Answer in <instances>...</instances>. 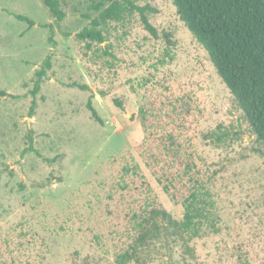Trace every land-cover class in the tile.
<instances>
[{"label": "rangeland", "instance_id": "1", "mask_svg": "<svg viewBox=\"0 0 264 264\" xmlns=\"http://www.w3.org/2000/svg\"><path fill=\"white\" fill-rule=\"evenodd\" d=\"M129 1L156 36L134 9L87 49L85 0H61L59 23L42 0H0V264H117L137 216L181 220L197 186L216 231L128 264H264V146L172 1Z\"/></svg>", "mask_w": 264, "mask_h": 264}, {"label": "trees", "instance_id": "2", "mask_svg": "<svg viewBox=\"0 0 264 264\" xmlns=\"http://www.w3.org/2000/svg\"><path fill=\"white\" fill-rule=\"evenodd\" d=\"M61 0H42L56 23L65 18ZM90 13L83 17L89 21L77 34L78 40L87 49L92 44L106 41L108 25L122 22L126 15L137 9L145 29L156 36L154 28L144 16V10L135 7L129 0H85ZM179 19L196 41L206 51L222 83L228 89L238 109L242 112L255 141L264 146V0H171ZM31 27L33 22L24 16H16ZM102 54L108 55L105 48ZM50 67L46 60L37 72V81L31 91L33 97L39 91L42 78ZM85 89V86H81ZM0 96H6L0 91ZM121 108V103L113 101ZM34 106L32 101L31 109ZM92 119L103 124L101 117L91 105L86 104ZM32 111V110H31ZM142 129L145 126L141 122ZM226 134L214 136V144L224 142ZM29 149L32 138L28 136ZM168 193L166 186H162ZM183 216L175 220L163 208H150L135 220L136 237L132 245L116 258L117 264L143 262L155 243L164 241L180 243L185 251L191 252L189 243L208 231L215 232L212 203L209 192L201 186L194 188L182 203Z\"/></svg>", "mask_w": 264, "mask_h": 264}]
</instances>
